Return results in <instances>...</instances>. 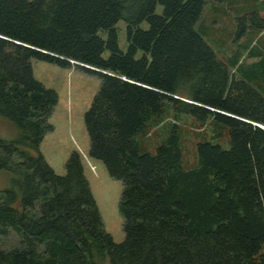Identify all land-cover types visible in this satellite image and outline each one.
Here are the masks:
<instances>
[{
	"label": "trees",
	"instance_id": "1",
	"mask_svg": "<svg viewBox=\"0 0 264 264\" xmlns=\"http://www.w3.org/2000/svg\"><path fill=\"white\" fill-rule=\"evenodd\" d=\"M204 5L0 0V118L17 131L0 137V171L12 175L0 191V236L16 239L0 249V264H264V95L251 78L230 81L198 33ZM120 20L126 53L118 48ZM236 21V39L251 29L264 35L257 12ZM31 59L100 80L84 126L89 157L122 184L121 243L104 230L80 154L60 176L39 151L58 98L34 78ZM179 115L212 124L218 135L226 130L229 149L198 143L186 169L179 128L170 123L150 152L146 137Z\"/></svg>",
	"mask_w": 264,
	"mask_h": 264
},
{
	"label": "rangeland",
	"instance_id": "2",
	"mask_svg": "<svg viewBox=\"0 0 264 264\" xmlns=\"http://www.w3.org/2000/svg\"><path fill=\"white\" fill-rule=\"evenodd\" d=\"M156 14L162 13L161 5L156 6ZM257 12L264 19V0H205L196 30L215 52L218 59L230 67V81L233 77H239L236 69H233L230 61L235 59L237 51H241L243 45H249L252 38L258 35V31L251 29L244 37L238 49L236 39V18ZM140 27L148 28L146 22ZM118 48L122 53L128 49L126 37V23L120 20L115 25ZM98 34L105 40L106 31L100 30ZM264 52V37L259 39ZM110 53L106 50L102 54L104 59ZM142 56L141 52L136 58ZM30 64L34 78L42 83L47 89L57 94V104L48 119L52 130L47 132L39 146V151L48 165L57 175L65 174V164L73 152L80 154L84 174L89 183L90 191L98 207L104 230L114 242L121 243L124 239L123 219L118 211V204L122 192V184L113 180L100 161L89 157L90 143L84 126V114L89 109L92 100L100 87V80L86 74L74 67L70 69L60 68L56 65L31 59ZM238 72V71H237ZM235 74V76H234ZM259 79L260 92L264 95V85ZM170 123L177 124L180 131V143L182 148V164L188 169L195 165L196 146L198 143L210 142L219 144L224 149H229V136L226 130L221 128V134L212 124L201 126L191 116L179 115L177 120L172 117L166 118L165 122L152 130L146 137L149 151L161 142ZM17 135L16 128L7 120L0 118V137L11 140ZM12 175L6 171H0V191L9 187ZM16 244L13 234L7 237L0 236V249L9 250Z\"/></svg>",
	"mask_w": 264,
	"mask_h": 264
},
{
	"label": "crops",
	"instance_id": "3",
	"mask_svg": "<svg viewBox=\"0 0 264 264\" xmlns=\"http://www.w3.org/2000/svg\"><path fill=\"white\" fill-rule=\"evenodd\" d=\"M248 33H250V31L246 32V34L237 42L238 49L241 45L240 43L243 41L244 37L248 35ZM263 37V32H261L256 37L252 38V41H250L249 45H243L241 51H237L235 59L230 61L232 68L236 69L235 73H238L239 77L243 79H246V77L251 79L255 78L254 80L249 79V81H251V83L257 88L260 87L258 84L259 79L263 81L262 84L264 85V69L260 70L258 67V64L260 63V60H262L263 56L257 53V51H263L261 47L257 46L260 45V40H258V38L261 39ZM228 69H230L229 66Z\"/></svg>",
	"mask_w": 264,
	"mask_h": 264
}]
</instances>
